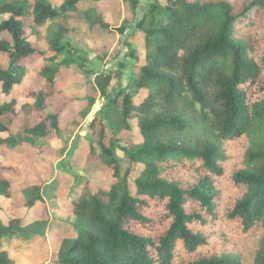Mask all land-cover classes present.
<instances>
[{
    "label": "trees",
    "instance_id": "1",
    "mask_svg": "<svg viewBox=\"0 0 264 264\" xmlns=\"http://www.w3.org/2000/svg\"><path fill=\"white\" fill-rule=\"evenodd\" d=\"M81 1L89 0H65L58 8L52 0H0L3 92L10 94L23 80L26 61L42 60L37 86L24 93L27 101L0 105V156L7 152L18 163L32 150L35 167L49 154V141L81 122L96 103L90 91L104 99L86 145L78 144L71 160L100 162L113 181L95 192L82 183L72 200L74 235L62 238L54 264H264V51L254 55L256 39L245 37L264 0H155L138 23L143 28L146 17L152 19L144 31L146 55L136 57L130 90L118 93L107 91L121 77L116 71L87 69L92 79L59 88L70 69L58 57L78 51L64 43L67 25L46 22L71 11L90 26L108 27L102 15L109 4L94 0V7L81 10ZM124 1L133 11L139 5ZM75 82L86 86V104L63 125L54 99L59 94L79 101L65 92ZM137 129L141 141L119 145L122 131ZM119 149L130 163L125 170ZM16 172L15 164L0 168V195L25 208L44 204L48 184L19 187ZM51 222L48 215L28 225L0 219V264H16L2 248L4 237L44 236Z\"/></svg>",
    "mask_w": 264,
    "mask_h": 264
},
{
    "label": "rangeland",
    "instance_id": "2",
    "mask_svg": "<svg viewBox=\"0 0 264 264\" xmlns=\"http://www.w3.org/2000/svg\"><path fill=\"white\" fill-rule=\"evenodd\" d=\"M55 7H59L65 0H52ZM161 4H165L167 0H158ZM155 0H139L137 9L133 11L130 2L124 0H103L101 3L109 4L106 11L102 15L108 27L101 24L90 26L85 19H80L75 12H67L65 18H55L47 21L53 26L65 24L69 28V34L64 39V43L71 44L77 49L78 53L72 56L68 51L58 57V61L67 60L64 68L70 69L59 82V88L66 87L71 81L86 82L93 78V75L87 73L88 70H96L103 73L116 71L121 77L112 81L107 88L108 92L118 93L121 89L130 90L132 67L136 61V57H145L144 49V31L152 27V19L146 17L143 28L138 26L150 5ZM111 3V4H110ZM94 0L81 1L78 8L85 10L94 7ZM5 17H0V21ZM124 29L121 32L120 29ZM28 29L30 40H35L36 36L31 34ZM264 11L256 18L255 26L245 33V37L250 40L256 39L253 45V54L259 55L264 51ZM39 45L45 46L43 43ZM34 57V56H33ZM42 60L40 58H32L26 61L28 63L26 74L23 80L14 85V89L10 94H6L2 90L0 82V105L9 102L12 99L18 101V107L27 101L24 93L37 86L38 69ZM124 64V68L121 67ZM85 66V69L82 67ZM66 93L76 94L81 99L78 101H69V98H63L61 95L55 97V104L58 110L62 111L63 125L70 121L72 117L82 109L86 101V86L80 83H73ZM97 99L96 103L90 108L89 112L83 117L81 122L72 123L70 126L61 131L58 138L50 143L49 154L36 163L32 167V159L30 156H38L32 150H27L20 161L14 163L15 160L6 153L0 156V168L5 169L10 165H17V172L12 174L16 178L19 187L35 182L43 181L48 184L45 192V202L37 203L33 208H25L20 202L7 200L0 195V219L5 223L11 218L22 219L24 225L31 224L41 220L46 215L51 219V226L48 228L44 236H33L31 233L19 232L8 235L3 238L2 248L8 250L16 264H54L58 248L64 236L74 235L72 225L76 217L73 213V199H78L81 194L82 183H89L92 191H97V185L109 189L113 181L112 171L105 170L100 162L85 164L84 157L78 160H71V153L78 144L86 145L87 139L90 137V121L99 114V109L103 107V98L96 91H90ZM99 118V116H97ZM102 120V119H101ZM99 122V121H98ZM107 133L113 135L112 129L106 120ZM96 129L95 135L101 131L100 127ZM93 131H95L93 129ZM142 140L140 131H122L117 136L119 145L130 147L134 143ZM58 149L60 154L55 152ZM98 149V147H97ZM117 156L122 163L123 169L129 167L130 163L125 153L119 149L116 151ZM81 156V155H79ZM44 161V163L42 162ZM138 167H133L132 177L138 173ZM5 170H3L4 172ZM9 174V172H6ZM17 175V176H16ZM22 197L18 195V201ZM46 206V208H45ZM34 248V250H33Z\"/></svg>",
    "mask_w": 264,
    "mask_h": 264
},
{
    "label": "crops",
    "instance_id": "3",
    "mask_svg": "<svg viewBox=\"0 0 264 264\" xmlns=\"http://www.w3.org/2000/svg\"><path fill=\"white\" fill-rule=\"evenodd\" d=\"M53 139H55V138H53ZM53 139H52V140H53ZM49 144H50V143H49ZM4 198H5V197H4ZM7 200H8V199H7ZM38 203H39V202H38ZM40 203H41V202H40Z\"/></svg>",
    "mask_w": 264,
    "mask_h": 264
}]
</instances>
